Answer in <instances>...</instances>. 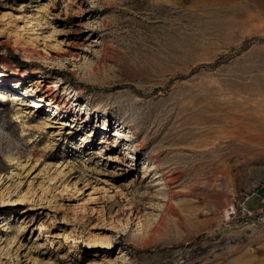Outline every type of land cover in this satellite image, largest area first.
<instances>
[{
    "label": "rangeland",
    "instance_id": "374dc122",
    "mask_svg": "<svg viewBox=\"0 0 264 264\" xmlns=\"http://www.w3.org/2000/svg\"><path fill=\"white\" fill-rule=\"evenodd\" d=\"M0 73V264H264V0H0Z\"/></svg>",
    "mask_w": 264,
    "mask_h": 264
},
{
    "label": "bare ground",
    "instance_id": "6f19581e",
    "mask_svg": "<svg viewBox=\"0 0 264 264\" xmlns=\"http://www.w3.org/2000/svg\"><path fill=\"white\" fill-rule=\"evenodd\" d=\"M23 51H25V50H23ZM1 76H5V73H0V77ZM18 82V81H17ZM60 82H61V78L60 77H55V81L54 82H52L51 84H50V89H54L55 87H57V88H59L60 87ZM15 84H17V83H15ZM26 90H28L30 93H35L36 91L35 90H33V89H30L29 87H26ZM63 91L65 92V94L67 93L69 96V98H73L74 97V95H71V93L72 92H70V91H68L67 90V88H65V89H63ZM5 94L6 93H4V91H3V89L2 88H0V98L1 99H5ZM12 97H14L15 98V100L17 101V100H22L21 99V97H19L18 95H13ZM240 123V122H239ZM242 124V123H241ZM242 126V125H241ZM26 204H27V202H26Z\"/></svg>",
    "mask_w": 264,
    "mask_h": 264
},
{
    "label": "trees",
    "instance_id": "16d2710c",
    "mask_svg": "<svg viewBox=\"0 0 264 264\" xmlns=\"http://www.w3.org/2000/svg\"><path fill=\"white\" fill-rule=\"evenodd\" d=\"M11 59L14 60V57L12 56Z\"/></svg>",
    "mask_w": 264,
    "mask_h": 264
}]
</instances>
